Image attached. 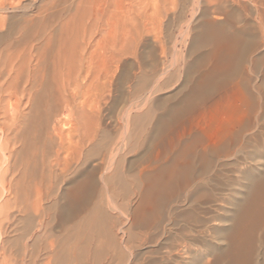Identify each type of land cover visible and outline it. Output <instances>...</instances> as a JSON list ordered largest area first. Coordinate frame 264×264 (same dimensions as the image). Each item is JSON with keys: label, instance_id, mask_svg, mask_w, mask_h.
<instances>
[{"label": "bare ground", "instance_id": "6f19581e", "mask_svg": "<svg viewBox=\"0 0 264 264\" xmlns=\"http://www.w3.org/2000/svg\"><path fill=\"white\" fill-rule=\"evenodd\" d=\"M179 1L182 64H120L175 0L8 19L0 229L19 233L0 264H264V0ZM38 227L53 239L36 262Z\"/></svg>", "mask_w": 264, "mask_h": 264}, {"label": "rangeland", "instance_id": "374dc122", "mask_svg": "<svg viewBox=\"0 0 264 264\" xmlns=\"http://www.w3.org/2000/svg\"><path fill=\"white\" fill-rule=\"evenodd\" d=\"M44 1H46V0H35V1L31 0V1H29L30 4H26L23 7H17L16 9L15 8H8L6 10L8 12H6V11L1 12L0 16L4 15L5 19H4V24H3L2 28H0V33L4 32L6 30V27L8 24V19L13 18V19L18 21V19H20L23 16L22 12L24 10H25L24 11L25 13L23 12L24 14H26L27 11H28L27 14H31L35 10V8L38 5L42 4ZM180 3H181V1L175 0V3H174L175 5L173 4L172 8L169 9L168 12L162 16V18H161V24L162 25H160L158 29L151 31L148 34V36H146L144 42L149 43L148 48L144 49L143 47H140L134 55H132V56L128 55V56H125L124 58H122L120 64H156L155 62L160 64V61H162V64H182L183 63V58H184L185 52H186L185 48H186L188 41H189V35L191 33V28L194 25V21H192L194 16L191 17L190 12L189 13L186 12L182 17V20L177 21V19L175 17H176V13L179 11V8L182 5V3L181 4ZM15 13L18 16H16ZM10 14H12V15H10ZM14 16H15V18H14ZM186 23H188V25ZM181 25H182L181 31L183 33L179 32V26H181ZM186 29L187 30L190 29V30H188V32H187ZM189 31H190V33H189ZM180 33H182V34H180ZM154 37H157V39ZM174 38H176V39H174ZM152 44H153V46H152ZM160 44H161V46H160ZM173 44H174V47H173ZM150 48H153V49L151 50ZM173 49H175V50H173ZM153 54H154V56L152 59L151 55H153ZM160 55H161V57H160ZM148 57H150V58H148ZM150 59H152L151 60L152 63H150L151 62ZM159 59H160V61H159ZM159 94H160V92H159ZM0 191H1V186H0ZM0 197L2 198L1 192H0ZM0 231H1L0 232V244L4 243L5 236L9 240L12 236L14 237L16 234L19 233V232L16 233L15 231H12V232H10V234H5V236H4L2 234L1 229H0ZM42 231H43V228H40V227H38L37 229H35V231H33L34 234L37 233L40 235V238H38L37 243H36V248H35V253L38 254V257L36 258L37 259L36 262H39L40 259L44 258V255H45L44 254L45 251L41 250L40 246L42 244L48 246L51 239H53L52 237H50V234L48 232H46L45 234H42L43 233Z\"/></svg>", "mask_w": 264, "mask_h": 264}]
</instances>
